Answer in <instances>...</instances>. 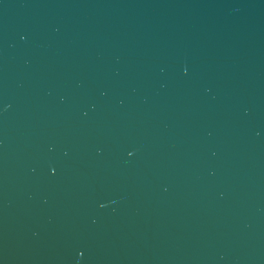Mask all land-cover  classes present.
I'll list each match as a JSON object with an SVG mask.
<instances>
[{
	"label": "water",
	"instance_id": "water-1",
	"mask_svg": "<svg viewBox=\"0 0 264 264\" xmlns=\"http://www.w3.org/2000/svg\"><path fill=\"white\" fill-rule=\"evenodd\" d=\"M0 264H264V0H0Z\"/></svg>",
	"mask_w": 264,
	"mask_h": 264
}]
</instances>
